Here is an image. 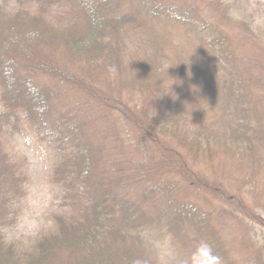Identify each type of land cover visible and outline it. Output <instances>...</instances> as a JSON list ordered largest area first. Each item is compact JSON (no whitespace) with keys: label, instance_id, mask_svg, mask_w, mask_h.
I'll return each mask as SVG.
<instances>
[{"label":"trees","instance_id":"trees-1","mask_svg":"<svg viewBox=\"0 0 264 264\" xmlns=\"http://www.w3.org/2000/svg\"><path fill=\"white\" fill-rule=\"evenodd\" d=\"M241 1L0 0L1 118L53 150L59 191L11 235L28 175L0 127V264H264V28Z\"/></svg>","mask_w":264,"mask_h":264},{"label":"rangeland","instance_id":"rangeland-1","mask_svg":"<svg viewBox=\"0 0 264 264\" xmlns=\"http://www.w3.org/2000/svg\"><path fill=\"white\" fill-rule=\"evenodd\" d=\"M240 1L231 0V3L236 7ZM241 2L243 4L240 9L241 17L247 22H261L264 28V1L244 0ZM219 10L220 12L223 11V9ZM2 113L3 106L0 102V127L2 131L5 130V134H3L5 147L12 158L23 165L28 175L27 193L19 204L21 208L20 220L11 235L29 236L51 223L50 215L58 208L59 191L50 180V174L55 164V153L52 149H47L32 135L27 124L19 119L20 115H17L18 117L11 115L6 118L7 123H4L5 119L1 118ZM15 118L19 120L16 121ZM227 169L228 167H224V170L220 169L218 173H226ZM206 173L207 176H212L210 171H206ZM235 175L237 174L234 173L232 176ZM235 183V181H231L232 190L236 189ZM244 190L242 186L240 191L248 198L247 200H250L251 197ZM256 195L258 196V194ZM225 237L231 240V247L238 246V236L234 235V232L226 233Z\"/></svg>","mask_w":264,"mask_h":264},{"label":"clouds","instance_id":"clouds-1","mask_svg":"<svg viewBox=\"0 0 264 264\" xmlns=\"http://www.w3.org/2000/svg\"><path fill=\"white\" fill-rule=\"evenodd\" d=\"M113 71H114V69H113Z\"/></svg>","mask_w":264,"mask_h":264}]
</instances>
